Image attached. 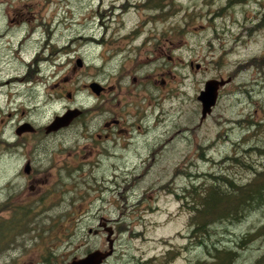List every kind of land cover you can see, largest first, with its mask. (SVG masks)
<instances>
[{
	"label": "rangeland",
	"instance_id": "374dc122",
	"mask_svg": "<svg viewBox=\"0 0 264 264\" xmlns=\"http://www.w3.org/2000/svg\"><path fill=\"white\" fill-rule=\"evenodd\" d=\"M146 1L0 0V176L15 166L3 156L15 122L40 130L83 112L16 149L66 161L72 181L13 252L49 231L63 233L56 255L106 248L88 231L103 216L116 230L108 264H264V0L221 14L226 0H176L164 19ZM212 78L229 81L203 115ZM69 206L72 222H58Z\"/></svg>",
	"mask_w": 264,
	"mask_h": 264
},
{
	"label": "flooded vegetation",
	"instance_id": "af4514ba",
	"mask_svg": "<svg viewBox=\"0 0 264 264\" xmlns=\"http://www.w3.org/2000/svg\"><path fill=\"white\" fill-rule=\"evenodd\" d=\"M138 5L140 4H137L136 6ZM22 79L23 77H21L19 81H22ZM6 83L8 84V81L3 83L0 82V84ZM104 90L105 88L101 93H103ZM82 113L83 112L81 111L80 115ZM74 120L75 119H73V121ZM73 121L67 127H69ZM25 123L30 124L33 129L17 132L18 129L21 130V126ZM46 125L40 127L39 130L31 120L21 118L13 124V132L16 135L15 141L11 142L7 138H3V142L5 143L3 156L15 160V166L11 167V171L13 170V172H11L9 176L8 172H5L4 175L0 176V254L6 256L5 261H2L1 264H67L73 259L82 258L89 252L95 250L101 251L105 254L99 264H108L116 254V248L114 247L115 239L113 238L116 230L114 227L107 226L105 222H103V216L98 217V225L96 227H89L88 231L96 236H101L103 232H105V239L108 244L106 248L102 246L90 247L79 256H71V253L65 254V252L61 255H56L55 252L52 251V240L54 238L60 240V234L63 233H52L49 231L46 234L41 235L40 237L42 238L39 239L37 243L30 241L27 246L25 244L23 247H20L18 251L13 252L14 245L24 235L25 229L29 228L27 224L31 223L41 211L42 214L40 217H46L47 215L45 212L48 211L51 206L53 207L55 201H61L66 185L68 183L70 184L72 181L71 167L66 161L59 162L61 166H57L56 162L51 161L49 162V166H45L42 162L39 163V153H37V151H27L22 155L23 152L19 154L16 150L24 145V140L28 136L37 134L39 131L46 134V136H49V134L67 128L64 127L57 131L46 133ZM113 125H115V127H120V124L116 119H114L113 123H104L103 136L105 138L108 137L105 129L112 128ZM101 135V133H97L98 137H101ZM35 145L37 146V144ZM22 156H26L24 162L21 161L23 159ZM18 157L19 160L17 162L16 159H18ZM0 158L2 159L1 156ZM61 205L63 204L60 203V206ZM60 216L62 217L58 222L71 223L72 206H69L66 213ZM57 220V217L54 218V220L52 219V221ZM106 220L110 221L111 219ZM125 264H131V262Z\"/></svg>",
	"mask_w": 264,
	"mask_h": 264
},
{
	"label": "water",
	"instance_id": "95a60500",
	"mask_svg": "<svg viewBox=\"0 0 264 264\" xmlns=\"http://www.w3.org/2000/svg\"><path fill=\"white\" fill-rule=\"evenodd\" d=\"M78 64L80 65V62H78ZM228 81L229 78H212L205 82L204 88L200 91L198 96L199 100L202 102L203 115L210 111V107L215 103L219 88L224 86ZM88 86L96 95H99L104 89L103 86L97 82H91ZM80 113L81 110L73 108L66 110L61 115L54 116V118L45 126V132L50 133L67 127L73 121V119L80 115ZM21 127V130L18 129L17 132H21L22 130L29 131L33 129L28 123L23 124ZM104 255L105 254L103 252L95 250L89 252L82 258L73 259L67 264H99L101 263Z\"/></svg>",
	"mask_w": 264,
	"mask_h": 264
},
{
	"label": "trees",
	"instance_id": "16d2710c",
	"mask_svg": "<svg viewBox=\"0 0 264 264\" xmlns=\"http://www.w3.org/2000/svg\"><path fill=\"white\" fill-rule=\"evenodd\" d=\"M176 0H147L146 1V6H147V9H145L146 11L149 12L148 9H150L151 11H153V16L154 17H158L160 19H164L167 17V14H170L171 13V7L173 5V3L175 2ZM244 0H226V5L225 6H222L220 7V9L218 10V12L221 14V13H224L225 10L231 5V4H235L236 3H240V2H243ZM151 4V6H150ZM152 7V8H151ZM167 7L166 11L164 12L163 9ZM170 7L169 11H168V8ZM219 14V15H220ZM176 15V12L174 13H171L169 15L170 16H174ZM149 19L150 18V15L148 14L147 16ZM39 57V56H38ZM264 61V56H261V58H258L257 59V64H262V62ZM25 78V77H24ZM194 189L190 190V192H193Z\"/></svg>",
	"mask_w": 264,
	"mask_h": 264
},
{
	"label": "bare ground",
	"instance_id": "6f19581e",
	"mask_svg": "<svg viewBox=\"0 0 264 264\" xmlns=\"http://www.w3.org/2000/svg\"><path fill=\"white\" fill-rule=\"evenodd\" d=\"M92 41V39H90Z\"/></svg>",
	"mask_w": 264,
	"mask_h": 264
}]
</instances>
